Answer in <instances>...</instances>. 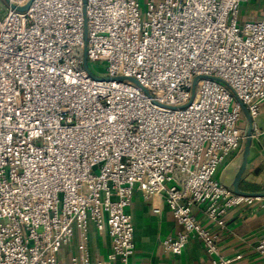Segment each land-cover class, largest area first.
Here are the masks:
<instances>
[{
    "label": "built area",
    "instance_id": "2783aa9c",
    "mask_svg": "<svg viewBox=\"0 0 264 264\" xmlns=\"http://www.w3.org/2000/svg\"><path fill=\"white\" fill-rule=\"evenodd\" d=\"M8 2L29 5L0 20V264H59L75 235L71 263L131 264L135 190L182 229L164 249L192 238L209 264H230L227 214L264 198L215 175L244 143L237 101L259 134L264 5L245 19L248 0ZM91 228L109 236L108 262L91 258ZM253 251L264 259V236Z\"/></svg>",
    "mask_w": 264,
    "mask_h": 264
},
{
    "label": "crops",
    "instance_id": "0c3cea01",
    "mask_svg": "<svg viewBox=\"0 0 264 264\" xmlns=\"http://www.w3.org/2000/svg\"><path fill=\"white\" fill-rule=\"evenodd\" d=\"M263 5L264 0H248L244 9L249 6L253 19H258L262 15ZM257 127L259 134L252 137L246 167L238 184V189L245 193H264V103L260 107ZM241 151L229 157L215 175L216 180L228 188H231L237 171ZM153 207L159 209L158 214L152 211ZM125 212L130 216L134 229L131 264H209L208 257L195 239L190 238L178 256L161 246L163 239L182 232L161 198H145L135 190ZM198 218L203 227L211 228L202 216ZM226 225L218 243L220 255L232 259L230 264H264V259L253 251L257 240L264 236V200L231 210L226 216ZM76 240L75 235L70 245L61 251L59 264H73L70 258L78 256ZM110 244L106 233H96L91 228L88 245L91 258L108 262ZM236 256L240 258L234 259Z\"/></svg>",
    "mask_w": 264,
    "mask_h": 264
},
{
    "label": "water",
    "instance_id": "95a60500",
    "mask_svg": "<svg viewBox=\"0 0 264 264\" xmlns=\"http://www.w3.org/2000/svg\"><path fill=\"white\" fill-rule=\"evenodd\" d=\"M5 3L7 4V6L11 9H14L16 11H24L27 9L28 5L27 4L25 7L23 8H17L14 7L12 5L9 4L8 0H4ZM82 63H83V68L87 69V61H86V56H85V51L83 50L82 52ZM116 81H120V80H126L128 82L134 83L136 84V82L132 79H123V78H116L114 79ZM196 80L193 81V86L195 84ZM237 103L239 104L240 110H241V114L242 117L244 118L245 122H246V129H245V137H244V143L242 146V151H241V155H240V160H239V165L237 168V171L234 175L232 184H231V190L233 191L234 194L236 195H241L244 197H251V198H264V193H245L242 192L238 189V184L241 180L242 174L245 170L246 167V160H247V156L249 154V149L251 146V141H252V122H251V118L247 112V110L245 109V107L240 104L238 101Z\"/></svg>",
    "mask_w": 264,
    "mask_h": 264
},
{
    "label": "rangeland",
    "instance_id": "374dc122",
    "mask_svg": "<svg viewBox=\"0 0 264 264\" xmlns=\"http://www.w3.org/2000/svg\"><path fill=\"white\" fill-rule=\"evenodd\" d=\"M142 1L143 0H137V2L139 3L140 7H142ZM244 5L241 6L242 15L244 16L245 19H253L254 15L251 12H249L250 7L248 6L247 9L245 10L244 9ZM7 11H8L7 4L5 3L4 0H0V20H2L4 18V16L6 15ZM87 67L94 74L102 75L103 72H104L105 65H103V63L96 62L94 64H87ZM239 125L243 129V131L245 132L246 122H245L243 117H241ZM241 150H242V148H241Z\"/></svg>",
    "mask_w": 264,
    "mask_h": 264
}]
</instances>
